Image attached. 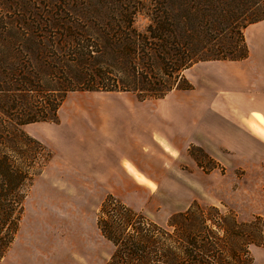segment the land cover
<instances>
[{
	"label": "trees",
	"instance_id": "1",
	"mask_svg": "<svg viewBox=\"0 0 264 264\" xmlns=\"http://www.w3.org/2000/svg\"><path fill=\"white\" fill-rule=\"evenodd\" d=\"M75 1L80 6L72 10L48 11L38 21L17 20L0 28V53L7 54L6 63L1 61L0 66H9L6 78L2 77L5 80H0L3 82L0 85V260L19 228L25 188L32 179L29 163L32 140L24 131L25 125L56 122L61 102L75 90L126 91L129 81L140 83L142 87L134 88L137 91L149 86L153 71L148 66L157 71L162 69L167 79L163 88L149 89L151 93L143 100L164 98L174 89L178 77L184 85L178 82L176 88L191 90L193 85L183 73L197 62L238 61L249 56L243 37L245 46L240 53L226 55V51L220 53L213 48L209 49L210 55H203L208 50L203 44L209 42L203 22L199 18L193 22L197 19L191 18L193 12L185 8L177 11L166 0H149L151 4L145 0ZM238 1L254 6L246 19L247 25L264 20V0ZM140 17L150 20L144 33L136 30ZM238 29L241 28L238 26ZM47 37L61 40L68 47H77V87L69 86V81L62 88L45 89L40 85L41 76L48 75L49 69L45 64V47L41 44ZM176 40L182 42L179 49H175L179 45ZM24 51L40 53L39 58L34 57L37 67L27 64H31L30 58L22 62L17 56L7 58L11 53L17 55ZM104 63L121 70L119 74L126 66L130 75L115 74L118 78L113 80L114 85H100L97 77L105 80L112 74ZM54 93L60 95L54 98L51 95ZM2 103L8 105L3 107ZM194 148L213 161L200 148L191 147L190 153ZM260 220L257 217L255 222L243 223L233 213H223L217 206L193 202L188 210L173 213L165 224H159L135 213L113 194L106 196L97 214L98 229L114 245L105 264H253L250 247L264 246V226Z\"/></svg>",
	"mask_w": 264,
	"mask_h": 264
},
{
	"label": "rangeland",
	"instance_id": "2",
	"mask_svg": "<svg viewBox=\"0 0 264 264\" xmlns=\"http://www.w3.org/2000/svg\"><path fill=\"white\" fill-rule=\"evenodd\" d=\"M166 1L177 11L185 8L193 12L191 18L197 17L193 22L199 19L203 22L209 41L203 44L205 50L208 49L202 52L203 55H210L209 49L213 48L220 53L226 51V55L240 53L245 46L242 37L249 52L250 49L255 54L264 52V48L260 50L259 45L264 38V20L248 25L246 21L253 12L252 4L246 5L238 0ZM145 2L148 4L150 1ZM75 6H80L75 0H0V28L17 20L38 21L48 11L58 13L72 10ZM149 23L147 18H138L136 30L144 33ZM193 35L196 40V35ZM177 42L179 45L176 44L175 49L182 46V42ZM41 44L45 47V64L49 69L48 75L46 73L41 76L43 80L40 85L45 89L62 88L69 81V86L77 87V47H68L67 43L48 37ZM5 54L0 53V63H6ZM39 55L24 51L17 55L11 53L7 58L17 56L21 62L30 58L31 64H27L37 67L34 57L39 58ZM109 59H112L111 56ZM110 60H107L108 63H111ZM102 65L108 66L105 63ZM8 67L5 64L0 66V80L6 78L4 75H7ZM148 67L153 71V78L151 85L141 88L144 90L134 89L142 87L137 81H129L126 91L75 90L61 102L56 122L39 121L25 125L24 131L32 140L29 152L32 179L25 188L19 228L0 264H105L114 251V245L98 229L97 214L108 194L121 199L135 213H141L159 224H165L171 214L188 210L193 202H199L203 206H217L223 213L231 212L238 221L247 224L260 217L261 225L263 223L264 226V152L257 151L255 146L251 145L249 150L241 153L224 150L219 158L207 154L212 157V162L194 148L190 154L195 161V173L189 187L156 188L148 185L138 191L120 188L125 192L122 197L117 196V191L98 187L86 179L84 174L76 171L74 162L61 154L66 150L63 141L72 138L70 133L76 131V128L80 136L81 133L90 132L88 125L91 116H137L140 108L145 111V116L158 115L160 100L141 98L151 93L149 89L153 91L155 88H163L167 75L162 69L157 71ZM97 68L99 65H96ZM126 69L125 66L121 72L122 77L130 75ZM107 71L112 74H108L105 80L96 78L100 85H114L113 80H117L116 75L121 70L108 66ZM178 82L184 85L182 78L178 77L173 90H178ZM51 95L56 98L60 94ZM120 104L132 107L129 111L124 106L119 107ZM6 105L8 103H2L1 106ZM161 111L164 115V111ZM75 115L77 124L70 122ZM50 116L52 111L49 112ZM79 152L77 149V154ZM66 154L73 158L72 154ZM79 179L83 180L81 185ZM250 250L253 264H264V246L252 245Z\"/></svg>",
	"mask_w": 264,
	"mask_h": 264
},
{
	"label": "crops",
	"instance_id": "3",
	"mask_svg": "<svg viewBox=\"0 0 264 264\" xmlns=\"http://www.w3.org/2000/svg\"><path fill=\"white\" fill-rule=\"evenodd\" d=\"M259 45L262 50L264 38ZM184 74L193 88L159 99L158 115L145 116L140 108L137 116H91L90 132L80 136L76 128L61 154L86 179L122 197L120 188L189 187L195 173L191 147L215 158L251 145L264 152V52L250 49L238 61H201ZM70 122L77 124V115Z\"/></svg>",
	"mask_w": 264,
	"mask_h": 264
}]
</instances>
